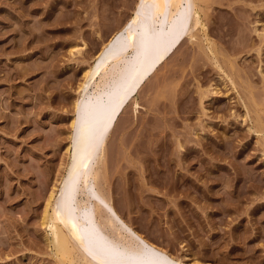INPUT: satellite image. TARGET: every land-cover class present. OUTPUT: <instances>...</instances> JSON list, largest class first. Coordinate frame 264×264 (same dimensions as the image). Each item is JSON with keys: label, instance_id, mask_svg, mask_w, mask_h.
I'll list each match as a JSON object with an SVG mask.
<instances>
[{"label": "rangeland", "instance_id": "1", "mask_svg": "<svg viewBox=\"0 0 264 264\" xmlns=\"http://www.w3.org/2000/svg\"><path fill=\"white\" fill-rule=\"evenodd\" d=\"M138 2L0 0V264L82 262L78 248L74 261L56 254L45 206L84 91L131 57L91 73ZM199 4L205 31L190 15L109 131L105 186L117 223L187 264H264V0ZM97 188L77 200L92 205Z\"/></svg>", "mask_w": 264, "mask_h": 264}, {"label": "bare ground", "instance_id": "2", "mask_svg": "<svg viewBox=\"0 0 264 264\" xmlns=\"http://www.w3.org/2000/svg\"><path fill=\"white\" fill-rule=\"evenodd\" d=\"M200 1L203 0H139L134 15L95 58L92 75L106 70L118 52L126 58L131 55L121 66L115 65L112 80L107 81L101 91H84L77 117L72 122L71 164L58 195L54 194V189L51 191L43 216V222L51 229L56 254L63 260L74 261L78 248L82 256L84 254L78 264H92L91 260L94 264H187L130 226L117 223L119 217L111 203L112 195L105 186L104 153L108 133L116 119L131 97L137 96L148 75L180 44L190 15L192 24H201L205 31ZM92 178L98 187L94 191L96 201L84 206L77 195L81 187L90 188ZM106 210L116 217H110ZM192 264L209 263L197 260Z\"/></svg>", "mask_w": 264, "mask_h": 264}]
</instances>
